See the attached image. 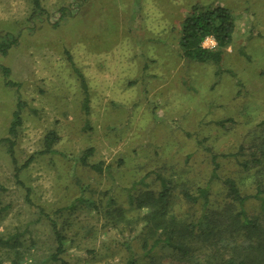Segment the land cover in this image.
I'll return each mask as SVG.
<instances>
[{"label": "rangeland", "instance_id": "rangeland-1", "mask_svg": "<svg viewBox=\"0 0 264 264\" xmlns=\"http://www.w3.org/2000/svg\"><path fill=\"white\" fill-rule=\"evenodd\" d=\"M39 1L45 12L32 16V0H0V43L14 40L0 51V139L13 138L15 155L13 163L0 144V264H59L52 221L65 236V264H124L130 253L139 264L240 258L239 237L194 242L185 255L149 249L151 240L142 247L145 209L129 197L158 192L160 174L172 185L171 213L196 217L200 206L189 207L181 191L208 180L210 152L224 155L218 174L235 179L242 194H254L256 180L264 184V0ZM194 3L232 13V40L218 64L179 55ZM3 66L14 85L4 84ZM50 131L57 139L42 152ZM240 145L262 152L261 164L237 165L232 154ZM87 148V161L107 170L80 163ZM212 188L220 200V184ZM259 205L249 199L247 213H259ZM13 236L15 250L2 244Z\"/></svg>", "mask_w": 264, "mask_h": 264}, {"label": "trees", "instance_id": "trees-1", "mask_svg": "<svg viewBox=\"0 0 264 264\" xmlns=\"http://www.w3.org/2000/svg\"><path fill=\"white\" fill-rule=\"evenodd\" d=\"M33 15H41L45 10L40 5L39 0H32ZM66 15L65 8H61V16ZM60 16V17H61ZM57 24V22H55ZM234 28V19L230 10L223 6L204 5L194 3L182 21L181 33L178 39V51L180 57L188 61L208 62L218 64L222 59L225 48L230 45L232 32ZM211 38L214 45L211 47L203 46V41ZM0 43V51L3 53L9 48L11 43ZM1 73L4 78V84L12 86L14 83L8 78L9 69L1 67ZM81 87L86 93L85 84L81 82ZM87 98L84 97L83 108H86ZM21 103L16 102V109L12 113L8 133L15 136L17 127L20 124ZM223 124V122H219ZM57 135L50 131L44 137V148L42 152L51 151V146L56 141ZM7 143L8 151L13 163H15L14 140L11 137L0 139L1 143ZM251 146L240 145L236 153L232 154L236 164L243 169H248L250 165L261 164V157L256 152L250 151ZM92 149L87 148L78 157L80 163L88 166L93 171L100 173L107 170L108 166H102L101 162L89 163L87 157ZM237 155H247V158L238 160ZM224 155H217L210 152V174L204 185L198 186L194 190L183 188L182 198L189 207L200 206L196 217L187 219V217L177 216L169 210L168 200L172 196L171 182L163 175L156 174L160 189L158 192L145 190L136 196L131 195L129 200L137 209H145L142 219L145 222L144 229L140 234L139 240L142 247L149 249L160 245V247H171L182 255L187 254L193 248L194 242H209L212 239L221 242L224 239L242 238L245 245L240 258L222 259L220 263L214 264H264V189L262 180H256L254 194H242L237 182L231 177H220L218 174L219 159ZM31 160L27 159L25 164ZM17 168L15 175L17 176ZM214 183L221 186V198L213 197ZM26 199L29 200V191L26 190ZM255 198L260 201L259 213L248 214L246 203L249 199ZM216 204V205H215ZM3 209L0 201V212ZM52 231L55 236L56 248L52 255L53 260L59 264H65L60 255L64 252V234L61 233L55 222H51ZM18 240L16 236L8 237L2 241L4 246L16 249ZM228 246L227 243L221 244ZM124 264H139L135 254L130 253ZM141 264V263H140ZM154 264V263H148ZM197 264V263H196ZM199 264V263H198ZM204 264H212L207 261Z\"/></svg>", "mask_w": 264, "mask_h": 264}, {"label": "built area", "instance_id": "built-area-1", "mask_svg": "<svg viewBox=\"0 0 264 264\" xmlns=\"http://www.w3.org/2000/svg\"><path fill=\"white\" fill-rule=\"evenodd\" d=\"M207 39V38H206Z\"/></svg>", "mask_w": 264, "mask_h": 264}]
</instances>
